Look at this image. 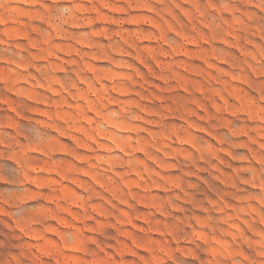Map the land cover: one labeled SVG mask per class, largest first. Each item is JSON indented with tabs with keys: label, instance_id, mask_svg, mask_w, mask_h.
<instances>
[{
	"label": "rangeland",
	"instance_id": "obj_1",
	"mask_svg": "<svg viewBox=\"0 0 264 264\" xmlns=\"http://www.w3.org/2000/svg\"><path fill=\"white\" fill-rule=\"evenodd\" d=\"M0 264H264V0H0Z\"/></svg>",
	"mask_w": 264,
	"mask_h": 264
}]
</instances>
